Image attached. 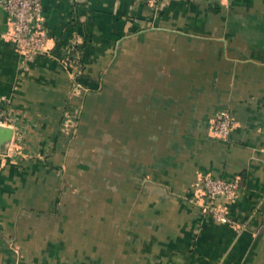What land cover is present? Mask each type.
I'll use <instances>...</instances> for the list:
<instances>
[{
	"label": "crops",
	"instance_id": "crops-1",
	"mask_svg": "<svg viewBox=\"0 0 264 264\" xmlns=\"http://www.w3.org/2000/svg\"><path fill=\"white\" fill-rule=\"evenodd\" d=\"M42 6L50 50L26 66L0 6V107L15 136L0 155V264H264V0ZM74 49L86 86L72 94L82 70L61 59ZM82 110L79 138L107 165L89 176L118 166L120 201L64 190ZM225 110L236 125L222 137ZM203 176L239 181L219 201L230 222L202 215Z\"/></svg>",
	"mask_w": 264,
	"mask_h": 264
},
{
	"label": "built area",
	"instance_id": "built-area-1",
	"mask_svg": "<svg viewBox=\"0 0 264 264\" xmlns=\"http://www.w3.org/2000/svg\"><path fill=\"white\" fill-rule=\"evenodd\" d=\"M161 1L148 0L154 6H158ZM0 6L5 9L8 17L5 37L15 43L17 51L23 56L24 66L35 56L49 53L50 37L43 27L41 18L42 0H0ZM61 61L72 71L78 68L71 58L61 59ZM71 87L72 94L85 88L75 76ZM235 125L234 116L230 111L225 110L220 112L215 119L213 131L219 136L226 137ZM8 126H12L9 112L0 107V127ZM14 137L11 136L6 153H0V155H9L13 151L11 146L15 143ZM239 188L240 183L237 179L203 176L192 187L196 192L193 199L198 203L202 215L211 216L217 221L227 223L231 219L219 201L232 199L236 196Z\"/></svg>",
	"mask_w": 264,
	"mask_h": 264
},
{
	"label": "rangeland",
	"instance_id": "rangeland-1",
	"mask_svg": "<svg viewBox=\"0 0 264 264\" xmlns=\"http://www.w3.org/2000/svg\"><path fill=\"white\" fill-rule=\"evenodd\" d=\"M119 83V81L114 80V83ZM85 110V109H84ZM84 110L79 114L77 121L75 122L74 126L68 128L69 134L66 135L69 139L65 141V149H66V161L64 162L62 168L63 170V187H65V191L69 194H72V191H78L77 187H80L81 190L85 191L86 193L81 194L82 198L93 199V195H97L98 193L102 192L106 195L113 191L114 200L120 201L121 196V187L117 185L119 181V171L118 166L110 167L106 176L99 177L92 175L90 178V172H97L100 168L105 167V163L99 164L97 163L100 158L98 153L95 152V148L99 147L96 144L91 145H83V141L79 138V128L80 123L84 115ZM101 127V126H100ZM62 132H65V129H61ZM103 130L100 128L98 132H102ZM100 136V135H98ZM119 140V138H118ZM96 146V147H95ZM82 147V150H80ZM92 148V149H90ZM104 151V149H101ZM14 162H17L16 160ZM113 163L115 164L116 161L114 160ZM112 163V164H113ZM111 164V165H112ZM70 168H73V173L68 174ZM111 169V173H110ZM90 171V172H89ZM83 177L82 181L77 179L76 175H81ZM106 186V187H105ZM90 196V197H89ZM104 196V195H103ZM99 201V199H97ZM104 201V198H103ZM117 211L114 210V216ZM115 219V218H114Z\"/></svg>",
	"mask_w": 264,
	"mask_h": 264
},
{
	"label": "trees",
	"instance_id": "trees-1",
	"mask_svg": "<svg viewBox=\"0 0 264 264\" xmlns=\"http://www.w3.org/2000/svg\"><path fill=\"white\" fill-rule=\"evenodd\" d=\"M79 51H82V48H78ZM77 49H74L72 52H71V55L69 56L71 59H73L76 63V66L80 69V71L82 70V73H80L79 75H77V80L85 87V83H84V76H85V73H84V70H85V65H84V61L80 60V57L78 60H76V55H79L80 52H78Z\"/></svg>",
	"mask_w": 264,
	"mask_h": 264
},
{
	"label": "water",
	"instance_id": "water-1",
	"mask_svg": "<svg viewBox=\"0 0 264 264\" xmlns=\"http://www.w3.org/2000/svg\"><path fill=\"white\" fill-rule=\"evenodd\" d=\"M11 138V130L7 127H0V153H6Z\"/></svg>",
	"mask_w": 264,
	"mask_h": 264
}]
</instances>
